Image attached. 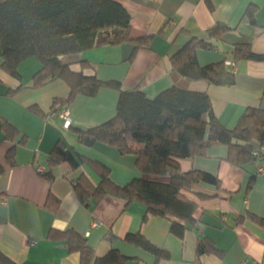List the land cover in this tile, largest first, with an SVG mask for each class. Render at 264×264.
<instances>
[{
  "label": "crops",
  "instance_id": "1",
  "mask_svg": "<svg viewBox=\"0 0 264 264\" xmlns=\"http://www.w3.org/2000/svg\"><path fill=\"white\" fill-rule=\"evenodd\" d=\"M129 16V38L151 37L147 47L131 41L107 43L83 53L59 57L63 65L100 82L118 83L124 91L140 86L153 99L173 87L203 93L214 116L228 130L248 109L264 111V61L241 60L232 86L187 81L173 74L170 59L192 40L212 44L195 52L199 67L231 61L234 45L247 44L264 56V0H112ZM227 28L219 39L209 31ZM1 54V52H0ZM41 65L35 58L19 63L16 73L2 68L0 55V264H80L69 253L70 232L86 239L94 259L114 253L124 264H264V153L238 166L228 161V148L214 146L204 156L179 159L181 173L198 172L218 182L200 183L180 191L194 205L192 222L148 213L144 203L108 194L92 195L84 204L77 182L85 176L92 186L99 179L88 165L78 170L47 159L59 144L86 161L105 167L110 181L125 187L143 179L168 185L169 178L147 176L136 169V157L95 143L86 147L75 131H88L116 114L119 93L101 88L92 96L78 95L67 106L69 125L51 115L52 103L69 96L62 79L37 86ZM11 128L6 140L2 127ZM257 146V145H256ZM13 148V167L5 153ZM184 215V213H182ZM53 238V239H52ZM3 261V263H2Z\"/></svg>",
  "mask_w": 264,
  "mask_h": 264
},
{
  "label": "trees",
  "instance_id": "2",
  "mask_svg": "<svg viewBox=\"0 0 264 264\" xmlns=\"http://www.w3.org/2000/svg\"><path fill=\"white\" fill-rule=\"evenodd\" d=\"M225 32L227 28L218 25L209 31V35L216 40ZM128 40L139 49L147 47L151 37L130 39L129 16L112 0H0L2 68L15 74L20 62L35 58L41 65L34 78L37 86L57 79L65 81L70 87L69 96L52 103V114L60 109L68 111L67 106L78 95L92 97L101 88L116 90L119 101L115 116L96 128L75 131L78 142L86 147L95 143L113 146L121 154L136 157V169L140 174L170 180L165 185L140 179L117 187L110 181L108 169L94 162L84 164L83 157L59 143L48 156L49 172L44 177L51 179V169L60 164L66 165L71 172L78 170L80 165H88L96 173L99 183L92 186L85 176L79 177L77 193L82 203L85 204L92 195L100 198L114 194L128 202L144 203L152 215H178L175 217L192 222L195 207L181 200L180 191L200 183L218 186V182L198 172L181 173L178 160L204 156L214 146L227 147L228 161L238 166L259 160L264 153V111L246 110L235 128L228 130L216 119L210 99L203 93L173 85L149 99L140 86L124 91L118 83L100 82L93 76L75 73L59 61L64 55ZM212 46L208 42L190 41L171 57L173 74L187 81L204 80L213 86H232L238 62L246 59L264 61V56L254 54L249 45L237 44L227 66L223 61L199 67L196 50H212ZM3 125L7 140L11 128ZM13 151L11 148L4 156L8 167L15 165ZM254 153L258 155L254 156ZM4 173L5 166L0 163V176ZM59 238L65 240L69 253L79 254L80 264H124L114 253L94 259L86 239L81 236L67 232Z\"/></svg>",
  "mask_w": 264,
  "mask_h": 264
},
{
  "label": "built area",
  "instance_id": "3",
  "mask_svg": "<svg viewBox=\"0 0 264 264\" xmlns=\"http://www.w3.org/2000/svg\"><path fill=\"white\" fill-rule=\"evenodd\" d=\"M51 115L57 116L58 118L63 120L66 123V125H69V119H68L69 112L67 110L60 109V110L55 111ZM257 155H258L257 153H254V156H257ZM263 171L264 169L262 167L258 168V172H263Z\"/></svg>",
  "mask_w": 264,
  "mask_h": 264
}]
</instances>
